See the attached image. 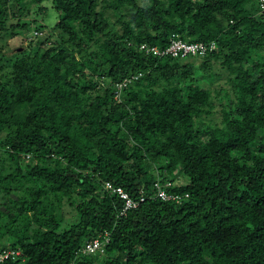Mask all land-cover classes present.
<instances>
[{
    "label": "trees",
    "instance_id": "trees-1",
    "mask_svg": "<svg viewBox=\"0 0 264 264\" xmlns=\"http://www.w3.org/2000/svg\"><path fill=\"white\" fill-rule=\"evenodd\" d=\"M24 1L0 0V37L44 30L33 19L8 25L15 12L30 16ZM47 1L30 3L43 12ZM51 1L62 17L12 61L11 91L0 50V250L23 253L0 264H264V18L256 0ZM172 35L215 42L202 76L193 58L138 51L142 43L165 48ZM215 66L227 88L197 100L191 86ZM139 73L114 106L113 84ZM18 100L27 112L16 118ZM215 101L219 123L210 124ZM174 172L186 184L167 191L188 194L179 205L152 196L153 183ZM103 180L145 200L120 216L122 201ZM105 233L104 254H78Z\"/></svg>",
    "mask_w": 264,
    "mask_h": 264
},
{
    "label": "rangeland",
    "instance_id": "rangeland-1",
    "mask_svg": "<svg viewBox=\"0 0 264 264\" xmlns=\"http://www.w3.org/2000/svg\"><path fill=\"white\" fill-rule=\"evenodd\" d=\"M139 4H142L145 0H137ZM259 0H256V3L258 4ZM25 3H29L28 5V11H30V16H26L24 12H15L14 18L10 20L8 25L10 23H16V19H33L35 20L39 25H42L44 30L42 31H36L33 27V25L28 29V31H18V33H12L11 37L7 36H1L0 37V50L4 53V57L2 58V63H1V74L3 76V82L6 86L7 89L11 91L12 87V82H11V63L13 60L16 58L20 57V53L23 52V50L28 47L29 42L33 39L34 37V32H38L39 36H44L47 34L46 31H52L56 22L58 19L62 17L60 16V13H58L57 6L53 3V1L49 0L47 2H44L41 7H43V12L39 10V7L36 6L34 3H30V0H25ZM59 7V6H58ZM259 9V6H258ZM111 14L109 11L107 12V15ZM260 14V13H259ZM10 33V32H9ZM35 36V37H37ZM194 62V65L196 66L195 68V76L200 77L202 76V72L198 70V67L201 64V58H193L192 60ZM214 73L216 75V78L213 73H206L207 78L203 76V78H199L197 82L194 83V85L191 86L192 92L194 93V96L196 97L197 100H205L207 99V96L205 92H209L213 90V95H214V90H218L219 87L227 88L226 84V78L227 75L224 74V71L219 69L218 66H215ZM104 85L100 84L98 85L99 87H103ZM113 88V87H112ZM13 91V90H12ZM217 92V91H216ZM216 94V93H215ZM39 97H36V100L40 99ZM217 97V96H216ZM114 99V106L116 105L118 108L122 106V101L120 98H115ZM220 99L222 100V96H218L217 100ZM222 102V101H221ZM221 102L215 101L214 104V110H213V118H209L210 124L213 123H219V118H220V113L219 110L221 108L220 104ZM224 102V101H223ZM30 110H28L29 112ZM27 110L23 106V103L21 101H16L13 103V105L10 108V113L13 117L18 118V116H22L26 114ZM208 120V119H207ZM169 183H171V187H177L181 185H185L186 183L184 182V178L181 173H175L174 175L170 177V180H168ZM165 181V182H168ZM73 211L71 210L70 212V217L73 216Z\"/></svg>",
    "mask_w": 264,
    "mask_h": 264
},
{
    "label": "built area",
    "instance_id": "built-area-1",
    "mask_svg": "<svg viewBox=\"0 0 264 264\" xmlns=\"http://www.w3.org/2000/svg\"><path fill=\"white\" fill-rule=\"evenodd\" d=\"M259 13L264 18V0L258 1ZM34 36L39 35L38 32L33 33ZM217 49L215 42H187L179 38L178 35H172L170 42L167 47L160 48L157 46L149 45L147 43H142L138 45V51L143 53L145 56H154L158 58L170 57L173 59H188V58H202L208 53L215 51ZM141 76V73L136 76H132L129 79H125L120 82L113 84L114 97L118 98L120 91L125 88L128 84L136 81ZM171 183L165 182L161 184L159 180H156L153 183V192L152 196L159 199L162 202L181 204L188 198L187 193H176L175 191L168 192V189H172ZM102 189L122 201V208L119 212L120 216H125L127 211L137 208V206L145 200V196L142 194L139 197V200L136 201L132 199L129 194L119 185L107 180L102 181ZM108 233H105L104 239L95 238L88 243H86L78 251V254L90 255L94 253L104 254L105 246L108 243L107 237ZM23 253L20 249H2L0 250V263L5 261H16L22 257ZM71 264H74L73 262Z\"/></svg>",
    "mask_w": 264,
    "mask_h": 264
}]
</instances>
